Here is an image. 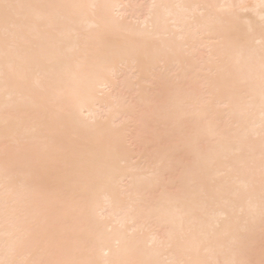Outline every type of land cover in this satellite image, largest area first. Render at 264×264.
Listing matches in <instances>:
<instances>
[{"label":"bare ground","instance_id":"1","mask_svg":"<svg viewBox=\"0 0 264 264\" xmlns=\"http://www.w3.org/2000/svg\"><path fill=\"white\" fill-rule=\"evenodd\" d=\"M0 264H264V0H0Z\"/></svg>","mask_w":264,"mask_h":264}]
</instances>
